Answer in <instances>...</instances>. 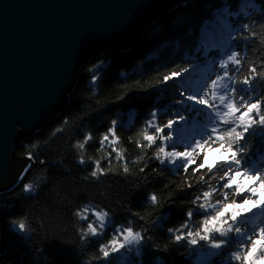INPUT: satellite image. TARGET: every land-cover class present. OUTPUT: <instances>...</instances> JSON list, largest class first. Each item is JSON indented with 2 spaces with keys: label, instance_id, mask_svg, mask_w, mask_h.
<instances>
[{
  "label": "trees",
  "instance_id": "1",
  "mask_svg": "<svg viewBox=\"0 0 264 264\" xmlns=\"http://www.w3.org/2000/svg\"><path fill=\"white\" fill-rule=\"evenodd\" d=\"M222 2L225 7L238 10L246 0ZM220 3L221 0H196L181 6L150 27L131 50L101 54L81 69L61 114L53 116L42 131L21 142L18 153L31 156L33 163L22 175L23 182L20 178L12 189L0 193V264H100L101 244H108L123 227L131 225L134 231H140L144 221L152 227L153 220L157 223L150 235L156 245L173 248L172 241L166 238L167 228L180 226L184 217L181 208L190 207L195 196L194 192L178 194V189L188 182L196 185L198 178L191 173L187 176L175 174V168L169 163L159 165L158 161L152 160L149 168L157 171L150 173L148 180L141 177L140 195L130 199L129 190L136 187L132 182L140 176L139 169L147 159L137 144L143 143L141 133L150 108L171 107L167 91L170 85L157 90H151V85L174 70L173 61L181 67L189 66L190 55L196 54L195 51L190 53L187 47L181 48V37L175 26L183 21L176 18L183 17L199 24L198 44L203 43L206 50L222 54L223 41L230 29L225 17L217 11ZM248 22L254 25L251 33L255 35L249 33L247 41L237 40L242 60L240 68L233 73L237 80L249 76L253 64L261 70L260 65L264 62V18L254 14ZM234 34L238 35V31ZM179 51L184 54V63L177 58ZM211 59L208 57L205 63L193 60L198 67L191 78L195 80L207 72L211 68ZM92 75L97 77L95 84ZM143 89L150 91L145 93ZM167 118L160 116L161 120ZM113 119L118 121V139L113 143L110 137L101 143ZM86 133L93 139L81 150L77 144L84 142ZM180 134L183 133L178 131ZM189 135L190 129L185 131V136ZM252 144L255 146L252 165L260 167L264 161L259 159V139H253ZM145 151L152 155L151 150ZM81 155L84 165L79 164ZM96 161H100L101 168L107 173L99 181L90 177ZM125 162L129 174L123 172ZM23 183L32 185L30 195L23 193ZM151 194L157 196L158 205L153 206L147 199ZM93 211L109 212L104 230L100 229ZM77 212H84L89 217L88 222L102 234V238H95L83 254L77 244V234L82 227L79 216L74 215ZM253 212L255 216L251 213L249 216L256 224L264 221V213L259 209H253ZM137 213L144 221L135 216ZM201 219L202 216L197 215L193 223ZM12 220L24 222L27 231L20 232ZM54 235L67 242L53 240ZM40 249H43L42 254ZM207 251L200 248L196 252L180 249L161 253L155 250V245H146L139 250V256L135 247L130 252L122 251L119 258H112V264H133V260L136 264H155L157 256H166L167 264H206L212 255ZM180 252L184 253L183 257Z\"/></svg>",
  "mask_w": 264,
  "mask_h": 264
},
{
  "label": "snow or ice",
  "instance_id": "2",
  "mask_svg": "<svg viewBox=\"0 0 264 264\" xmlns=\"http://www.w3.org/2000/svg\"><path fill=\"white\" fill-rule=\"evenodd\" d=\"M217 11L225 17L227 28L230 29L223 41L222 54L206 50L203 43L198 44L199 24L184 20L183 17L176 18L183 21L175 26L181 37V48L187 47L190 53L195 51L196 54L190 55L187 61L189 66L181 67L173 61L174 70L151 85V90L170 85L167 91L171 107L150 108L141 133L143 143L137 144L147 159L139 169L140 176L132 182L136 187L130 188V199L140 195V189L143 188L141 177L148 180L150 173L157 171L156 168H149L152 160L158 161L159 165L169 163L175 168V174L187 176L191 173L194 178H198L196 185L188 182L185 187L178 189V194L194 192L195 196L190 201V207L181 208L184 217L180 226L167 228L166 238L172 241L173 248L156 245L150 233L154 231L157 221L153 220L152 227H149L144 217L137 213L135 216L144 221L140 225L141 230L134 231L131 225L123 227L120 229L122 240L101 244L100 264H112L113 257L119 258L122 251L130 252L133 247L139 256V250L146 245H155V250L161 253L180 249L196 252L206 248L207 253L212 254L206 264H264V221L256 224L249 216L250 213L255 216L253 209L264 213V163L260 167L252 165L255 155L253 139H259V159L264 161V62L260 65L261 70L253 64L249 69L250 75L242 80H237L233 75L242 64L237 40L249 39L248 34L254 25L248 21L254 14L264 18V0H246L238 10L225 7L221 0ZM237 31L238 35L234 34ZM208 57H212L211 68L199 78L192 79L198 67L192 61L205 63ZM177 58L180 63L185 62L182 51L177 52ZM96 80L97 77L92 75L93 84ZM143 91L148 93L150 89ZM161 115L168 118L161 120ZM117 125L118 121L113 119L101 143L110 137L113 143L116 142ZM189 129L191 135L185 136V131ZM178 131L183 134L178 135ZM92 139L91 134H84V142L78 143L77 147L85 149ZM145 150H151L152 155H148ZM113 151L116 149L113 148ZM210 153L215 154L214 158L210 159ZM28 158L32 159L31 156ZM79 164H85L83 155L79 158ZM123 172L129 174L127 162ZM105 175L107 173L101 168L100 161L94 162L90 177L99 181ZM32 191L31 184L23 183V193L30 195ZM147 199L153 206L159 203L155 194ZM74 215L79 216L82 224L77 234V244L79 252L83 254L95 238H102V234L93 223L88 222L89 217L84 212ZM92 215L103 221L109 212L93 211ZM197 215L202 216V219L193 223ZM11 223L16 224L20 232L27 231L24 222L12 220ZM247 224H251V228L242 227ZM53 240L67 242L58 235H54ZM40 252L42 254L43 249ZM180 255L183 257L184 253L180 252ZM133 264H136L135 260ZM155 264H167V257L157 256Z\"/></svg>",
  "mask_w": 264,
  "mask_h": 264
},
{
  "label": "water",
  "instance_id": "3",
  "mask_svg": "<svg viewBox=\"0 0 264 264\" xmlns=\"http://www.w3.org/2000/svg\"><path fill=\"white\" fill-rule=\"evenodd\" d=\"M196 0H0V193L33 163L21 142L61 114L77 75L101 54L131 50Z\"/></svg>",
  "mask_w": 264,
  "mask_h": 264
},
{
  "label": "rangeland",
  "instance_id": "4",
  "mask_svg": "<svg viewBox=\"0 0 264 264\" xmlns=\"http://www.w3.org/2000/svg\"><path fill=\"white\" fill-rule=\"evenodd\" d=\"M214 155L213 153H211L209 156H210V159L211 158H214ZM96 220L98 221V225L100 227L101 230H104L105 229V225L107 224V219L105 218L103 221H100L99 219H97V217H95ZM111 240H122V234L120 232V230H118V232L116 234L113 235L112 239ZM202 260V259H201Z\"/></svg>",
  "mask_w": 264,
  "mask_h": 264
}]
</instances>
